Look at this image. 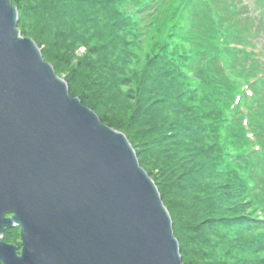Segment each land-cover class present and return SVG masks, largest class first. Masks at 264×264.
Segmentation results:
<instances>
[{"label": "trees", "instance_id": "obj_1", "mask_svg": "<svg viewBox=\"0 0 264 264\" xmlns=\"http://www.w3.org/2000/svg\"><path fill=\"white\" fill-rule=\"evenodd\" d=\"M30 1L39 3L36 21H40L42 12L48 17L47 8L55 13L69 11L83 25L99 28L101 24L107 36L114 39L110 51L117 43L123 49L120 55L109 53L114 59L104 62L106 75H96V84L105 99L103 104L119 115L130 113L129 118L122 115L119 123H124L120 127L104 117L95 103L87 99L85 104L95 107L103 123L124 131L133 145L141 142L153 146L148 158L138 150L136 154L140 165L156 181L175 221L173 232L183 227L176 222L180 217L177 210H181L182 216L196 223L188 230L195 228L194 234H201L200 245L216 250L219 242L226 241V252L237 264L248 260L264 264V75L254 84L253 98L248 99L241 90L242 84L260 72L264 60V15L243 12L235 0ZM30 1L21 7H32L27 6ZM238 20L248 24L242 32H237L241 27L235 23ZM144 21L155 31L164 29L157 38L152 33L150 51L137 72L140 88L129 103L128 98L117 96L123 84L118 64L124 63L130 46L139 43L136 32ZM255 24L260 29L252 33L250 28ZM53 25L54 31L64 27L57 18ZM234 27L237 31H231ZM70 92L83 96L72 86ZM238 93L243 94L240 106L247 107L252 131L261 145L258 152L245 134L241 121L244 113L234 104ZM139 101L149 105H138ZM135 125L148 131L133 138L129 130ZM152 170L157 172L153 174ZM172 176L174 184L169 183ZM170 189L190 206L169 203ZM216 226L224 232L220 238H212Z\"/></svg>", "mask_w": 264, "mask_h": 264}, {"label": "water", "instance_id": "obj_2", "mask_svg": "<svg viewBox=\"0 0 264 264\" xmlns=\"http://www.w3.org/2000/svg\"><path fill=\"white\" fill-rule=\"evenodd\" d=\"M0 0V264H183L126 136L67 83ZM19 229L20 252L3 240Z\"/></svg>", "mask_w": 264, "mask_h": 264}, {"label": "rangeland", "instance_id": "obj_3", "mask_svg": "<svg viewBox=\"0 0 264 264\" xmlns=\"http://www.w3.org/2000/svg\"><path fill=\"white\" fill-rule=\"evenodd\" d=\"M10 1L11 4L17 10L16 28L19 31V36L28 37L35 43L37 48L40 50L44 61L50 63V65L54 69L55 74L67 83L69 95L71 97H77L83 106L92 110L97 115L102 124L114 128L102 122L99 116V112L97 113V110L93 106V103L96 104V108L101 111L100 113L104 117H107L108 119L110 118L111 120L116 122L117 125L120 124L121 127V124L124 123H119V120L121 121V116L123 115L124 118H129L130 113L119 115L116 112H113L112 109H109L106 105H104L103 100L105 99L97 91V89L99 88L96 84L97 82H99V79L96 77V75L99 77H103L104 75H106L104 74L106 71L104 62H109L114 59V57L109 53H113L114 55H120L122 53L123 49L120 47L119 43L114 46L115 50L113 52L112 50L110 51V48L114 45V39L107 36L105 28L101 24H98L99 28H94L95 26L89 27L87 25H83L73 15H71L69 11L55 13L53 9L47 8V11L50 12L48 17H43L45 12H42L39 15L40 21H36L35 18L38 16V14H36L35 10H37V8L39 9V3L37 1L32 2L30 0H19L20 4L17 3L15 0ZM27 1H30L27 6L32 7L24 10L21 5H26ZM235 1L241 7V9L243 8V12L251 13L253 11H256L257 13L264 15V0ZM54 18H57L59 20V23L63 24L64 27L59 28L57 31H54ZM146 21L148 24V19H146ZM235 23H237L238 27H241L238 28V31L237 27H234V29L230 28L231 31L235 30L237 32H242L245 29V26L248 25L245 21L242 20L235 21ZM139 26V30L136 32L139 43H136L134 47L130 46V52L126 54L128 56L127 58L125 57L124 63L118 64L119 71L121 72L119 74V77L121 78V82L123 81V84L119 86L120 96H117L119 98L123 97V99L125 100L126 98H128L129 103H132L131 99H133V96L137 94V90L140 88L137 83V72L139 70V67H141L144 63L145 53H149L150 51L152 33L155 32V37L157 38L164 29L163 27H159V29H156L155 31L152 29L153 27H151L150 25H146L145 21ZM256 27L257 25L255 24L254 28ZM30 34H34L36 38L32 37ZM57 38L60 39L57 40ZM90 67H92L93 69H89ZM93 71L96 73L92 77L91 73ZM71 86L72 88H75L78 92L82 93L83 96L80 97L79 95L71 93ZM85 90L89 91L90 94L92 93V96H89ZM87 99L92 102L93 105L91 107L85 104V100ZM138 105L148 106L149 104H140L139 101ZM262 118L264 121V116ZM142 120L140 119L139 122H141ZM114 129L125 135V132L120 130V128ZM147 131V127L142 125H135L133 126V129L129 130V134L134 138L135 134L141 135V133ZM129 143L132 149L134 150L135 154L138 150V152L140 151L141 155L146 158H148L149 155L148 151L151 150L153 147L150 145L147 146L146 144H143L141 142H137L134 145L130 141ZM144 157L143 161L147 163L148 161L145 160ZM136 158L138 162H140L137 154ZM141 167L153 180L151 173H149L143 166ZM151 172L155 174L157 170H152ZM154 178L156 177L154 176ZM161 181L162 183L167 185L169 183H176V179L174 178V176L170 177L169 183H165L163 180ZM153 182L155 184L156 181L153 180ZM168 193L169 203L174 201L176 205L180 204L182 208H188L190 206V203H184L179 197L174 196L171 189L168 191ZM177 213L180 215V217H178V219L176 218V222L178 221V223L181 224L183 227L181 229L178 227V231L176 230L174 236L178 241L179 253L183 264H237L233 255L230 256L228 255V252H226V241L219 242V248L216 250L208 246L200 245L198 243V239L200 238L201 234H194L195 228H193L192 231L188 230V227H195L196 223L193 221L190 222L189 216L187 218L182 216L181 210H177ZM173 221L174 220L172 217V222ZM216 227L213 229L212 238H220L222 234L224 235V232L220 229V227ZM2 238L5 242L15 245L17 247L18 253L20 252L21 241L19 238L18 227L13 226L6 229L3 233ZM246 264L252 263L248 260L246 261Z\"/></svg>", "mask_w": 264, "mask_h": 264}, {"label": "flooded vegetation", "instance_id": "obj_4", "mask_svg": "<svg viewBox=\"0 0 264 264\" xmlns=\"http://www.w3.org/2000/svg\"><path fill=\"white\" fill-rule=\"evenodd\" d=\"M5 232V231H4Z\"/></svg>", "mask_w": 264, "mask_h": 264}]
</instances>
